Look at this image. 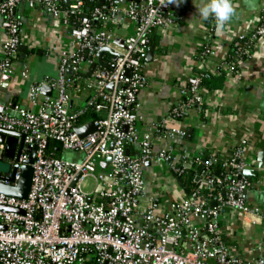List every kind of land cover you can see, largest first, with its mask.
Wrapping results in <instances>:
<instances>
[{
  "label": "built area",
  "instance_id": "2783aa9c",
  "mask_svg": "<svg viewBox=\"0 0 264 264\" xmlns=\"http://www.w3.org/2000/svg\"><path fill=\"white\" fill-rule=\"evenodd\" d=\"M19 1L0 0L7 35L1 46V81L8 80L16 69L23 32L16 13ZM32 1L43 3L61 19L68 28L69 41L58 49L56 75L29 89L28 107L10 108L0 102V127L24 134L18 167L14 174H5L12 177L5 182L17 184L19 165L30 153L27 148L36 149L27 197L0 193V206L11 208H0V264H264L260 246L258 256L242 257L225 242L220 225L226 208L240 212L241 221L251 217V223L260 212L245 200L251 182L242 175L248 163L243 146H236L227 157L191 154L187 147L181 120L191 111L204 112L200 75H190L179 87L180 98L160 124L144 133L137 129L138 93L146 82L149 35L176 21L171 4L102 0V6L83 11V0H71L67 8H62L59 0ZM76 13H80L78 25L70 27L68 16ZM125 20L133 21L135 29L123 38L117 51L120 54H114L110 67L96 65L89 76L82 75L102 47L113 48V28ZM250 32L253 37L264 34V16ZM211 53L210 45L205 44L201 55ZM69 67L71 74L66 73ZM220 68L235 73L237 63H216L202 72L215 75ZM78 74L84 76L82 85L73 77ZM21 75H29L26 64H22ZM77 84L84 92L79 102L73 99ZM43 85H49L54 93L42 94ZM87 107L103 111L104 116L93 121L96 129L92 133L80 137L74 127L83 125L77 120ZM49 139L57 140L63 152L74 156L63 159L46 154ZM133 146L138 148L137 154ZM108 155L110 161L100 167ZM0 159H5L2 144ZM147 161L172 176L192 169L197 187L179 199L167 196L160 184L146 195ZM217 164L232 171L223 176L212 174L211 167ZM88 177L94 185L85 192L82 183Z\"/></svg>",
  "mask_w": 264,
  "mask_h": 264
},
{
  "label": "crops",
  "instance_id": "0c3cea01",
  "mask_svg": "<svg viewBox=\"0 0 264 264\" xmlns=\"http://www.w3.org/2000/svg\"><path fill=\"white\" fill-rule=\"evenodd\" d=\"M70 2L59 0L62 8ZM203 2L205 0H184L179 7L171 4L176 21L151 33L155 37L154 54L152 60L146 62V82L138 93L136 126L140 133L162 122L168 109L180 98L179 87L190 75L225 59L233 40L252 31L264 16V0H232L235 15L221 30L213 18L199 17L197 8ZM16 13L23 23L20 45L24 47L18 49L14 74L6 81L0 80V102L10 108L29 106V89L36 82L56 75L58 49L69 41L68 28L45 9L43 3L20 0ZM134 29L135 23L131 20L117 24L113 28V49L120 51L123 38ZM6 37L0 17V58ZM205 44L212 49L207 57L201 55ZM22 64L29 68L27 77L21 75ZM83 98L84 92L77 84L73 99L79 102ZM203 99V113L191 111L181 120L186 133L190 131L188 137L185 135L187 147L191 154L227 157L236 146H243V158L248 162L245 168L255 170L248 176L242 174L251 182L245 200L258 208L260 216H254L253 223L251 217L241 221L240 212L226 208L220 225L225 242L242 257L258 256L259 246L264 255V34L255 40L249 57L237 62L236 72L227 74L221 88L203 89ZM132 148L137 154L138 148ZM154 175L155 171L144 170L146 195L159 187L160 179ZM170 180L172 185L166 188L167 196L179 199L187 194L174 176L171 175Z\"/></svg>",
  "mask_w": 264,
  "mask_h": 264
},
{
  "label": "water",
  "instance_id": "95a60500",
  "mask_svg": "<svg viewBox=\"0 0 264 264\" xmlns=\"http://www.w3.org/2000/svg\"><path fill=\"white\" fill-rule=\"evenodd\" d=\"M121 2H124V0H121ZM87 11L89 10L88 8L86 9ZM82 16H86V13H83ZM23 45H19L18 49L22 50ZM154 48L155 45L152 44L149 49L147 50L145 60L146 62H149L152 60L153 54H154ZM108 51L112 54L119 55L120 53L117 51H114V49L110 46H104L102 47L99 52L98 56L95 61L89 64V68L82 73L84 76H89L91 74L92 69L96 65H101V66H106V64L102 61V54ZM67 74H71L72 70L71 68H67L66 70ZM113 84L109 83L107 85L108 88H112ZM41 93L50 95L52 93V89L49 85H43L41 88ZM77 134L80 137H84L88 135L89 133H92L95 129L96 126L93 121H88L85 124L77 127H74ZM187 137L190 134V131H188ZM0 144L3 145V155H4V160L0 159V193H4L9 196H14L18 197L21 199H24L27 197V194L29 192L30 184H31V177H32V162L35 159V151L36 149L34 147L32 148H27V150L30 152L29 156L27 159H25L20 165V175L17 184L11 185L10 183L5 182L4 180L11 181L12 177H8L5 174L8 173L9 171L14 174L16 172V168L18 167V158L22 152L23 146H24V134L20 131L17 130H8L0 127ZM12 160H15V163L12 164ZM110 161V156H106L104 161H101L99 163L100 167H104L107 165V163ZM150 162L147 161L146 165H149ZM217 172V171H216ZM252 173H255V170L250 169V168H244L242 171L243 175H251ZM174 178L176 182L178 183L179 186L183 188V190L188 193V191L184 188L182 182L180 181V178L176 176L175 174ZM198 179V178H196ZM246 194V191H245ZM91 200V197L88 196L86 201L89 202ZM215 203L213 202L212 205ZM0 208H5L8 210H11L10 207H2Z\"/></svg>",
  "mask_w": 264,
  "mask_h": 264
},
{
  "label": "trees",
  "instance_id": "16d2710c",
  "mask_svg": "<svg viewBox=\"0 0 264 264\" xmlns=\"http://www.w3.org/2000/svg\"><path fill=\"white\" fill-rule=\"evenodd\" d=\"M116 2V0H113ZM107 4V1L104 2ZM102 0H83V6L82 10L87 11L86 9L88 8L89 10H92L95 6H102ZM68 7V6H67ZM64 7V8H67ZM88 10V11H89ZM80 17V13H76L74 15H69L68 16V22L70 24V27H76L77 21ZM152 33V32H151ZM149 35V46L152 45V43L155 41V37L153 34ZM257 39V37H253L252 32L246 33L242 38L236 37L232 44L231 47L228 51L227 56L225 59L218 63H237L240 60H245L248 58V56L251 53V50L253 48L254 42ZM114 54L105 51L102 54V59L104 63H106V67L109 68L110 65L108 64L109 61L113 58ZM195 74L200 75V85L202 88L205 90H213V89H218L221 88L227 77V72L220 68L218 69V73L211 74L208 76H205L202 71H197ZM74 78H76L77 82H80L82 85V78L84 76L78 74V75H73ZM104 116L103 111H95L93 107H87L85 111L79 115L77 123L78 124H84L87 121H97L101 119ZM46 154L48 155H53L54 157L57 158H62L63 157V150L61 148L60 143L55 140V139H49L47 148H46ZM212 168V174H218V176H223L225 173H228L232 171L230 168L225 169L221 168L220 165H214ZM217 171V172H216ZM178 177L180 178V181L182 182L184 188L190 193L192 192L196 187H197V182L195 181V171L192 169H187L183 173L179 174ZM230 178H236V176L230 175ZM216 193L212 194V198H214Z\"/></svg>",
  "mask_w": 264,
  "mask_h": 264
},
{
  "label": "clouds",
  "instance_id": "9594fccd",
  "mask_svg": "<svg viewBox=\"0 0 264 264\" xmlns=\"http://www.w3.org/2000/svg\"><path fill=\"white\" fill-rule=\"evenodd\" d=\"M183 2L184 0H162V5L173 4L179 7ZM197 11L203 20L214 18L217 28L221 30L235 15L232 0H205Z\"/></svg>",
  "mask_w": 264,
  "mask_h": 264
},
{
  "label": "rangeland",
  "instance_id": "374dc122",
  "mask_svg": "<svg viewBox=\"0 0 264 264\" xmlns=\"http://www.w3.org/2000/svg\"><path fill=\"white\" fill-rule=\"evenodd\" d=\"M70 153L69 151H65L63 154V159H69L71 158V156L68 154ZM148 169L150 171L153 170V172L155 171V177L158 178L160 185L163 186V188H167L168 186L172 185V181L170 180V176L171 173L170 172H166L163 170V168L158 167L157 165H154L153 163L151 164V166L148 167ZM93 179L91 177H88L86 179V181L84 183H82V189L85 192H90L93 188Z\"/></svg>",
  "mask_w": 264,
  "mask_h": 264
}]
</instances>
